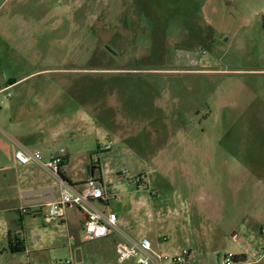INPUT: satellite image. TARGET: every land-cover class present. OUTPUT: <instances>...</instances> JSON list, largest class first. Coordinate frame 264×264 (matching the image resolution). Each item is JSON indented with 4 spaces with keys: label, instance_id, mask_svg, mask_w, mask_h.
Wrapping results in <instances>:
<instances>
[{
    "label": "rangeland",
    "instance_id": "obj_1",
    "mask_svg": "<svg viewBox=\"0 0 264 264\" xmlns=\"http://www.w3.org/2000/svg\"><path fill=\"white\" fill-rule=\"evenodd\" d=\"M5 86L0 173L15 170L11 145L65 148L67 174L98 163L122 229L156 232L157 250L191 247L201 264L264 253V0H0ZM27 207L28 251L0 250V264H118L119 235L69 238Z\"/></svg>",
    "mask_w": 264,
    "mask_h": 264
},
{
    "label": "built area",
    "instance_id": "obj_2",
    "mask_svg": "<svg viewBox=\"0 0 264 264\" xmlns=\"http://www.w3.org/2000/svg\"><path fill=\"white\" fill-rule=\"evenodd\" d=\"M10 86H5L0 92L8 90ZM10 93L7 94V97ZM113 142L109 141L100 151L111 149ZM15 160L20 165L34 164L55 177L61 185V196L52 202H47V218L59 220L66 215L67 206L76 207L84 220L82 222V232L84 240L102 239L110 234H117L120 240L116 242V256L118 264H188L191 252L188 248L177 249L174 252H161L155 248L154 243L148 237L135 238L125 232L119 225L118 215L109 211L101 204L109 201L111 194L105 192L103 187L93 180H90L83 187H78L64 180L60 172L65 163L66 149L59 151L48 158L39 156L36 152L16 144L14 153ZM125 176V173H122ZM133 181L141 183L142 178L134 177ZM23 208L22 212H26ZM163 240H167L164 236ZM236 255L228 253L218 261V264H236Z\"/></svg>",
    "mask_w": 264,
    "mask_h": 264
},
{
    "label": "crops",
    "instance_id": "obj_3",
    "mask_svg": "<svg viewBox=\"0 0 264 264\" xmlns=\"http://www.w3.org/2000/svg\"><path fill=\"white\" fill-rule=\"evenodd\" d=\"M4 88V87H3ZM1 88L0 90H2ZM16 150V146L11 145V148L9 149V158L11 160V164L13 165L12 168L15 170L12 172H9L6 168H2V174L0 177V192L4 190V188H14V194L9 195V194H0V250L6 251L9 249L10 244L15 243L16 239H20L26 246L27 242V234H26V218L24 216L25 213L28 212V207L30 205H35L36 210H38L40 207H47L46 203H41L37 204L34 203L37 201V198L41 199H58L61 196V185L59 181L53 177L51 174L47 173L40 167L34 164L30 165H20L16 162L14 153ZM59 150H54L51 151V149H46L44 148V155L42 156L43 158H48L51 155L57 153ZM72 157V154L66 150V158L67 162L63 166L62 170L64 172V175L76 186L78 187H83L86 185L90 180H93L95 183H98L100 186L103 187L105 192H108L111 194V197L109 201L105 204H101L100 206L109 210L113 211L118 215V222L120 227H126L128 226L127 221L125 220L124 216L121 215L120 213H117V211H114L111 207V200L114 198L116 201L122 200L123 198L119 195L116 194L113 190L114 188H117L118 186L114 185V180L111 178L109 180H106L104 174H94L93 175H88V177H85L83 174L82 177L76 178L73 176H77V174H67V171L65 167L67 166V163L70 161ZM92 164H98V163H92ZM100 167L96 168L99 169ZM95 169V170H96ZM14 174V176H13ZM14 179V182L12 181L11 183H8L7 181L9 179ZM119 179H121L119 177ZM34 189H43L44 192L39 196V197H32V198H27L24 197L23 194L25 191L28 190H34ZM7 201H15V204L13 207H10L8 205H3V202ZM188 203V204H187ZM143 204V203H141ZM190 202L187 201H179L176 203L175 206H180V207H187ZM27 208L26 212H22L23 208ZM188 207L186 208V210ZM15 211V214H9L12 211ZM13 213V212H12ZM17 216V218H16ZM19 217V218H18ZM84 220V215L81 214V212L74 206H67L66 208V215L62 217L59 220V225H62L66 227V231L68 234V237H71V231L72 227H78L82 231V222ZM55 221V220H54ZM154 234V244L156 247H159L158 239L159 235ZM115 235V233L110 234L104 238H108ZM130 235V234H129ZM133 236V235H131ZM135 238H140V237H148L145 233H139L136 236H133ZM225 239H231L233 242H236L238 245L242 244L244 242V237L242 234H240L238 231H233L232 233H227L225 234ZM102 238V239H104ZM116 247V246H115ZM174 247V250H177L179 248ZM191 252V257H190V264H201L199 256L194 255L192 248H189ZM28 251L26 247V252ZM115 253H116V248H115ZM237 258L236 264H264V253H260L258 251L256 252H251L247 248L244 251H241L238 254H235ZM188 263V264H189ZM132 264V263H131Z\"/></svg>",
    "mask_w": 264,
    "mask_h": 264
},
{
    "label": "water",
    "instance_id": "obj_4",
    "mask_svg": "<svg viewBox=\"0 0 264 264\" xmlns=\"http://www.w3.org/2000/svg\"><path fill=\"white\" fill-rule=\"evenodd\" d=\"M98 167H99L98 164H91L90 166H87V174L93 175L95 169ZM43 192H44L43 189H41V190L40 189L28 190V191L24 192L23 196L27 197V198L39 197ZM52 201H55V199L37 198V201H35L34 203L41 204V203H47V202H52Z\"/></svg>",
    "mask_w": 264,
    "mask_h": 264
},
{
    "label": "trees",
    "instance_id": "obj_5",
    "mask_svg": "<svg viewBox=\"0 0 264 264\" xmlns=\"http://www.w3.org/2000/svg\"><path fill=\"white\" fill-rule=\"evenodd\" d=\"M66 162H67V158L65 159V163H64V165L66 164ZM60 176H61L64 180H66L67 182L73 184V183H72V182H71V181H70V180L64 175L63 170L60 172ZM8 250H9L11 253L24 252V251H26V246H25V244H24L20 239H16L15 243L10 244ZM236 261H238L237 258H236Z\"/></svg>",
    "mask_w": 264,
    "mask_h": 264
}]
</instances>
